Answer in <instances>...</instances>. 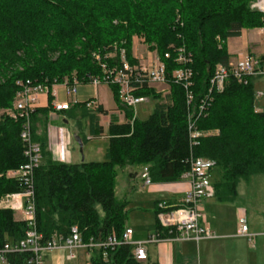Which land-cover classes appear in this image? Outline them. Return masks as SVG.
<instances>
[{"label": "trees", "instance_id": "16d2710c", "mask_svg": "<svg viewBox=\"0 0 264 264\" xmlns=\"http://www.w3.org/2000/svg\"><path fill=\"white\" fill-rule=\"evenodd\" d=\"M251 1L0 0V109L12 106L17 81L50 85L64 78L79 83L101 78L95 52H110L117 60L118 49L124 48L127 60L134 63L133 35L143 36L149 49L166 62L168 96L153 88L138 90L136 95L153 99L152 111L132 123L126 111L125 122H110L104 160L55 161L40 143L43 160L34 173V193L36 230L42 241L66 237L72 226L84 242L112 234L120 238L127 228V210L126 202L115 195L117 169L145 166L151 182H176L189 169L186 159L201 156L220 169L213 185L219 202L237 196L240 180L264 174V112L254 106L252 80L241 84L229 78L221 91L208 90L216 66L229 63L226 40L239 36L242 29L263 25L262 14L250 7ZM171 45H183L192 54L188 66L194 102L208 95L209 106L195 120L205 132L196 144L188 137L184 89L172 81V72L180 65ZM55 51L58 58L51 60L49 53ZM167 51L170 59H164ZM109 87L120 104L117 87ZM20 130L19 121L0 114V198L21 190L20 182L7 176L25 162ZM25 230L26 223L10 209H0V246L22 239ZM89 251L90 264H157L136 259L129 244ZM29 256L10 253L1 264H28Z\"/></svg>", "mask_w": 264, "mask_h": 264}, {"label": "crops", "instance_id": "0c3cea01", "mask_svg": "<svg viewBox=\"0 0 264 264\" xmlns=\"http://www.w3.org/2000/svg\"><path fill=\"white\" fill-rule=\"evenodd\" d=\"M260 28L242 29L239 36L226 40L229 62H236L243 57L264 59ZM104 85V84H103ZM101 84L81 83L75 93L67 94L65 88L58 84L48 92L39 93L36 99V112L32 117L31 133L35 142L44 148L52 160L64 163H79L82 150L89 161L105 159L108 145L107 128L111 121L125 122L126 111L121 103L117 104L112 89ZM252 85L255 92L254 106L264 112V79L253 78ZM56 99L67 102L66 110L54 111L50 102ZM95 99L97 106L86 107V101ZM96 107H101L98 111ZM137 117V113L135 112ZM70 119V120H68ZM71 121L70 128L68 125ZM81 142V146L78 143ZM100 151V160L93 158L94 153ZM43 160V156L41 161ZM125 175L124 188L126 193L118 200L127 203L129 199L141 191L142 196L132 214L127 211L125 225L132 229V241H140L151 234H158L164 239L146 245V259L157 264H264V216L259 220L250 217L252 204L249 200L259 201V192L253 188L254 177L262 175L258 184H264V174H254L248 180H240L237 185V196L227 202H219L214 197L202 203L203 224L215 235L212 238L193 240H176L168 238L164 228L158 229L159 219L156 204L163 202L168 209L177 207L189 189V181L180 179L176 182L144 184L141 177L142 166L134 169L126 167L117 169L119 174ZM120 172V173H119ZM11 171L7 172L10 176ZM133 173L136 175L133 176ZM210 180L214 185L220 178V169L214 167L210 173ZM139 177V183L132 184L131 178ZM136 189H139L138 192ZM122 190H117L119 195ZM254 194V196H252ZM139 195V194H138ZM262 199V196H260ZM251 205V208L248 205ZM244 217L248 230L253 234L252 241L237 235V219ZM59 253L45 255L46 259L54 263ZM90 251L79 249L73 260L90 264Z\"/></svg>", "mask_w": 264, "mask_h": 264}, {"label": "built area", "instance_id": "2783aa9c", "mask_svg": "<svg viewBox=\"0 0 264 264\" xmlns=\"http://www.w3.org/2000/svg\"><path fill=\"white\" fill-rule=\"evenodd\" d=\"M252 7H257L263 13V25L260 28L264 39V0H259ZM174 52V61L180 65L172 72V81L180 84L185 93L187 107V131L191 144H196L197 139L205 135L196 126V118L201 115L209 106L208 95L198 103L194 102L192 92V73L189 68L192 54L183 45L178 47L170 46ZM114 49H117L115 46ZM119 58L114 60L111 53H93L94 60L98 63L102 76L93 77L92 85L105 84L116 86L121 104L126 107L130 114L132 123L135 116L137 104L148 101L145 95H136L138 90L153 88L156 93L158 85H168L166 74V62L154 52H147L144 59L135 60L130 63L125 55L124 48H119ZM171 52L164 53V59H170ZM113 62L112 64L110 62ZM229 78L235 79L241 84H247L253 78L264 79V59L256 57H243L236 62H229L227 65L218 64L212 77L209 79V88L221 91ZM77 79L64 78L61 82L55 80L47 83L32 82L30 80L17 81L18 89L14 96L12 106L6 114L13 120L20 122V140L23 144V155L25 162L16 170L11 171L10 176L16 178L21 185V190L6 193L0 198V209H10L17 220L26 223L25 235L15 242H6L0 246V264L5 262L7 254L29 253L28 264H44L45 255L54 250H67L68 259L75 257L74 251L79 249H91L114 247L119 244H129L133 247V255L138 260L146 258V245L156 243L164 238L158 234H151L140 241H132V229L127 227L120 238L114 234L105 240L94 241L90 239L84 242L75 226L70 229V234L66 237L58 236L53 239L42 241V236L36 230L35 213V193H34V173L41 163L42 154L38 143L33 141L31 133V117L36 110V99L39 93L48 92L55 85H62L67 94L75 93ZM95 99L86 101V107L97 106ZM54 111L66 110L67 102H59L56 99L50 102ZM189 169L182 174L181 179L189 181V189L185 192L181 203L174 208L168 209L159 202L158 221L161 227L168 228V238L176 240H193L212 238L215 235L203 224L202 203L206 199L213 198L214 187L210 180V173L214 167V161L201 157L190 156L186 159ZM140 177L144 184H150L151 180L147 167H142ZM237 235L252 241L253 234L249 232L248 225L244 217L237 219Z\"/></svg>", "mask_w": 264, "mask_h": 264}, {"label": "rangeland", "instance_id": "374dc122", "mask_svg": "<svg viewBox=\"0 0 264 264\" xmlns=\"http://www.w3.org/2000/svg\"><path fill=\"white\" fill-rule=\"evenodd\" d=\"M259 2V0H253L251 1L250 3V7L258 12H260L262 14V18H263V13L258 10L257 7H252L253 4H257ZM261 28V27H260ZM262 41V45L264 47V39L262 37L261 39ZM131 50H132V58L134 60H142L146 57L147 55V52H154V50H151L149 49V46L144 42V38L143 36H139V35H133L132 38H131ZM58 55H59V52L58 51H55L53 53H49V57L51 60H55L56 58H58ZM80 84L81 83H78L76 85V87H80ZM103 85V84H101ZM95 86V85H94ZM105 86V84L103 85ZM157 91H162L161 93H164L166 95V97L168 96L169 94V85H158V87L156 88ZM153 99L152 98H148V101L146 102H142V103H139L137 104V106L135 107V111L137 113V117L139 119H145L148 117V115L150 114V112L152 111V107H153ZM9 108H4V109H0V114L1 113H6L8 111ZM70 120V119H68ZM71 121H69L68 125L69 128H70V125H71ZM100 151H97L94 153V157L93 158H96L98 160H100L99 158L101 157V155L99 154ZM81 158H85V161H89V160H92L90 159V157L88 156H85L84 155V152L82 150V154H81ZM127 170L128 169H124L123 172H124V176L122 174H119L116 178V182H115V195H117L118 198H122L126 193L125 189L124 188V183L123 180H124V177L125 175H127ZM120 173V172H119ZM262 175H259V176H255L254 177V182H253V188H254V191L255 192H259V196L258 198L260 199L259 201L255 202L253 200H249L250 201V204H252V210L250 211V217H253V219H256V220H259L261 217L264 216V184H262V186H260L258 184L259 182V179H262ZM140 181V178L139 177H135V178H131V182L132 184H135V183H139ZM264 181V180H262ZM117 190H122V192L118 195L117 194ZM139 189H136V191L138 192ZM141 191L138 192V193H135V195H133L129 200V202L127 203L126 205V210L128 212H130V214H132L135 210H137V206H142V202L141 203H138V201L141 199V195H140ZM139 194V195H138ZM254 196V194L252 195ZM262 196V199L261 197ZM248 205L250 208H251V205ZM77 251V250H76ZM76 251H74V253L76 254ZM49 254H54V253H59V256H57L56 261L53 263L52 260L50 261L49 259H46L44 258V264H83L82 262H79V261H75L73 259H68L67 258V255H68V251L67 250H54V251H51V252H48ZM90 255H91V252H90Z\"/></svg>", "mask_w": 264, "mask_h": 264}, {"label": "water", "instance_id": "95a60500", "mask_svg": "<svg viewBox=\"0 0 264 264\" xmlns=\"http://www.w3.org/2000/svg\"><path fill=\"white\" fill-rule=\"evenodd\" d=\"M78 143H79V145L81 146V144H80L81 142H80L79 140H78ZM135 175H136V174H135V173H133V176H135Z\"/></svg>", "mask_w": 264, "mask_h": 264}]
</instances>
